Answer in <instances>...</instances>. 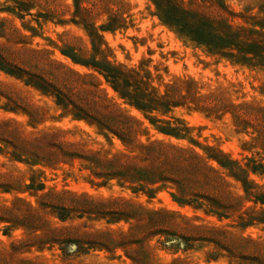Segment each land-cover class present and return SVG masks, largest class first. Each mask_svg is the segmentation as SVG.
<instances>
[{
	"label": "rangeland",
	"instance_id": "374dc122",
	"mask_svg": "<svg viewBox=\"0 0 264 264\" xmlns=\"http://www.w3.org/2000/svg\"><path fill=\"white\" fill-rule=\"evenodd\" d=\"M20 1L25 2L21 17L15 12L20 4L0 0L2 53L29 73L15 78L0 70V264H264V205L246 198L241 182L228 177L230 192L244 199L240 207L220 214L211 213L206 201L177 202L178 189L171 182L140 185L100 175L90 159L128 154L123 140L77 114L66 99L60 104L53 88L43 91L25 82L41 76L60 84L54 78L61 73L56 61L85 76L64 90L69 101L86 99L82 92L79 97L71 92L95 83L142 123L136 133L140 142L165 139L203 156V147L212 146L246 166L264 164V68L184 43L158 19L150 0H94L101 4L91 21L102 55L136 68L142 89L169 103L167 111L137 110L100 71L61 52L65 40L91 48L83 20L87 14H74L73 0ZM104 1L126 6L124 26L100 30L112 13L103 8ZM180 1L220 14L214 0ZM224 1L234 27L264 32V0ZM48 11L57 18L38 17ZM78 106L89 113L88 105ZM164 122L186 129L185 138L156 131L154 123ZM249 178L256 184L252 191L264 193V173L250 172ZM58 215L67 218L61 221Z\"/></svg>",
	"mask_w": 264,
	"mask_h": 264
},
{
	"label": "trees",
	"instance_id": "16d2710c",
	"mask_svg": "<svg viewBox=\"0 0 264 264\" xmlns=\"http://www.w3.org/2000/svg\"><path fill=\"white\" fill-rule=\"evenodd\" d=\"M19 6L15 11L21 17V8L25 2L15 0ZM155 7V15L158 19L174 30L178 37L186 44L203 47L209 54L218 58L229 59L236 64L264 68V32L251 27H234L226 15H230L224 0H214L220 14H208L197 9L185 6L180 0H150ZM119 2V1H116ZM120 3V2H119ZM104 1L106 10L111 9L110 21L99 26L100 30L114 31L124 26L127 8L121 3L116 5ZM101 4L94 0H73L74 14L86 13L83 17L86 21V30L91 48L86 45L78 46L72 41L62 44L61 52L70 57L75 63L86 67H93L100 71L120 97L137 110L152 113L156 110L167 111L169 103L161 101L156 96H151L143 87V77L136 68L123 67L111 62L106 55H102L98 42L97 30L91 19L98 14L95 12ZM100 9V8H99ZM51 15L57 18L54 11L39 13L38 17L48 18ZM52 16V17H53ZM64 23L65 20L58 19ZM4 24H9L8 19L2 18ZM75 24L76 20L71 19ZM12 33L19 34L16 26ZM0 47V70L15 78H23L29 74L25 68L13 62L2 53ZM100 54L101 57H97ZM56 62V61H55ZM61 68V73L54 77L58 85L41 76L32 75L39 80L25 79L26 84L36 86L43 91L54 89V94L60 104L66 99L77 110V114L91 117L101 123L108 130L118 135L129 148L128 154L121 151L113 158L91 160L99 169V174L104 176H120L140 185H153L159 182H171L176 185L178 191L174 195L179 203L195 201L203 204L206 201L211 213H229L232 207H240L244 197L233 196L229 190L228 177L241 182L245 197H253L255 202L264 205V193L252 191L256 184L249 178V173H264V164L249 162L244 166L240 161L229 158L217 151L212 146L203 149L206 156L196 152L189 146L180 145L165 139H154L148 143H142L136 136L142 123L127 114L112 99H110L95 83L89 90L71 92L76 96L82 92L86 99L80 98L79 102L69 101L64 90H70L77 81L83 80V75L65 67L61 63H55ZM52 63V62H50ZM47 72V70H45ZM31 75V74H30ZM150 72H146L149 78ZM93 82L92 77H88ZM54 79V80H55ZM56 81V82H57ZM172 87V86H171ZM81 94V93H80ZM88 105L86 112L78 104ZM158 122V120L156 121ZM154 128L161 134L173 136L177 139L185 138L184 129L179 125H171L169 122L154 123ZM138 151H135V150ZM210 161H215L222 169L223 174ZM102 164L99 166V164ZM116 172H123L115 174ZM235 205V206H233ZM63 213L65 211H62ZM263 213L264 209L260 212ZM61 221L67 217L59 216Z\"/></svg>",
	"mask_w": 264,
	"mask_h": 264
}]
</instances>
